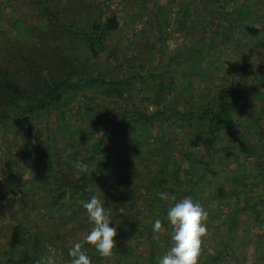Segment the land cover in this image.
Returning a JSON list of instances; mask_svg holds the SVG:
<instances>
[{
	"label": "trees",
	"instance_id": "1",
	"mask_svg": "<svg viewBox=\"0 0 264 264\" xmlns=\"http://www.w3.org/2000/svg\"><path fill=\"white\" fill-rule=\"evenodd\" d=\"M113 1L0 0V148L36 170L13 186L25 213L0 225V264H53L48 246L71 264L92 195L117 228L110 257L85 245L92 263L158 264L171 247L169 191L208 212L199 264H264V0H190L175 24L159 7L131 53L109 47L122 33ZM170 26L186 43L168 56ZM143 85L154 89L140 107ZM243 223L255 233L239 242L246 254Z\"/></svg>",
	"mask_w": 264,
	"mask_h": 264
},
{
	"label": "rangeland",
	"instance_id": "2",
	"mask_svg": "<svg viewBox=\"0 0 264 264\" xmlns=\"http://www.w3.org/2000/svg\"><path fill=\"white\" fill-rule=\"evenodd\" d=\"M190 1V0H114L113 2L109 3L111 10L116 11L120 23H121V40L119 41V44H116L117 41H113L112 43L109 44V47H112V45L118 46V49L122 53H131V50L134 47V42L135 39L138 37H141V33L143 30H149L148 29V23L150 21L151 15L150 12H157V8L162 7L164 8L163 16L170 22L175 24V17L178 15V13L181 12L183 9L184 3ZM191 1H196L199 2V0H191ZM1 10L0 9V17H1ZM9 15H12L10 13ZM162 20V19H161ZM199 21V20H198ZM29 23L25 24V30L28 32V26ZM212 31V30H211ZM209 32V31H208ZM197 32H194L192 34V37H195L194 34ZM128 35H131L132 38L131 40H128ZM206 36H210L207 34ZM164 44H165V49H167V55L170 56V54L177 50L178 48L184 46L186 43L180 34V32H173V27L170 26L166 29V33L164 34ZM188 45V44H187ZM193 56H196V53H192ZM147 66L150 69H153L155 67L154 62L151 60V62L147 63ZM148 68V69H149ZM127 71H122V75H127ZM153 85H147V86H142L141 90H137L133 96L135 98V102H137L140 107H144L145 104L143 102V98L147 94V92H152L153 91ZM142 103V104H141ZM107 110V112H106ZM105 112L108 114L107 119L110 121L114 118L113 113L108 111V107H105ZM245 131L249 130L248 124L244 126ZM188 129V127H187ZM184 132H181L178 134L179 137L183 136ZM177 143L179 141H176ZM0 145H1V138H0ZM178 148H174V151L172 153V156L174 158L178 157ZM11 156H14V154H11ZM246 157V156H245ZM249 160L247 161V164L250 162H253L256 160V153H251L248 155ZM24 157V161H25ZM144 158L139 157L138 161H143ZM34 164H32L31 170L26 171L25 173L23 170L18 167L17 160L14 159L13 157L9 156L8 150H6L4 147L0 148V199L2 196H4V200L1 201L0 203V210H2V213L0 214V225H2V228L6 230V232L9 229V225L13 224V220L11 218V213L12 211L18 212L19 214H24L25 212L23 208L18 209V210H23V211H18L17 207L19 208L21 202L23 201L24 195H22L21 191L18 188H13L18 187L19 184L22 182H33V176L36 172V170L33 167ZM141 177L142 174H140ZM35 184L37 187L41 184L39 181H35ZM162 199L165 201L164 205L171 207L174 203V197L172 196V192L169 191L166 194H162ZM39 212V211H38ZM37 213V212H36ZM33 219L37 223V216L33 215ZM40 218H45V215L43 213L40 215ZM35 226V225H34ZM246 233H254V228L252 224L249 223H243L239 229V234L241 238L237 240V245L236 249L239 251V253H245V247L241 246L239 244L240 240H242V237ZM255 234V233H254ZM86 234H79L78 237H76V240H84ZM73 242V241H71ZM2 243V242H1ZM0 243V244H1ZM46 244H48L46 242ZM3 245H1L2 247ZM253 246V245H251ZM250 246V247H251ZM60 248H50L48 246V250L46 251V256L50 258V260L53 262V264H59L62 262L61 257L58 256L57 253H59ZM244 256V255H243ZM93 264V263H92ZM102 264H105L102 262Z\"/></svg>",
	"mask_w": 264,
	"mask_h": 264
},
{
	"label": "clouds",
	"instance_id": "3",
	"mask_svg": "<svg viewBox=\"0 0 264 264\" xmlns=\"http://www.w3.org/2000/svg\"><path fill=\"white\" fill-rule=\"evenodd\" d=\"M77 168L87 172L89 166L78 164ZM84 215L93 225L86 234L84 242H76L70 252L71 264H92L87 255L85 245L93 246L101 257H110L115 248L117 228L113 224L110 213L98 195H92L83 203ZM208 212L191 197L174 202L167 210L166 219L171 226V247L158 259V264H199L202 238L206 235ZM162 228L161 219L153 223V231ZM37 264H50L45 258L37 260Z\"/></svg>",
	"mask_w": 264,
	"mask_h": 264
}]
</instances>
